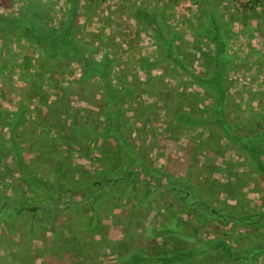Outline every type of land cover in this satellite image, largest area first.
Segmentation results:
<instances>
[{"label": "rangeland", "instance_id": "1", "mask_svg": "<svg viewBox=\"0 0 264 264\" xmlns=\"http://www.w3.org/2000/svg\"><path fill=\"white\" fill-rule=\"evenodd\" d=\"M73 8L78 39L92 45L95 59L103 54L113 59L109 74L118 94L111 100L99 79H81L78 60L47 67L48 61L31 42L0 34V138L7 146V122L21 103L27 118L17 130L18 145L28 165L48 184L67 187L98 167L119 165L123 171L136 165L140 179L158 193L143 207L132 192L141 188L119 185L117 193H107L97 202L101 225L90 232L84 195L59 190L57 197L51 196L52 204L63 208L54 230L50 224H37L32 233L30 209L22 212L14 231L1 223L0 264H112L139 245H147L152 255L192 246L193 238L182 245L178 237L148 240L145 235L149 225L167 218L165 205L178 202L165 171L180 182L185 178L194 196L210 207L235 213L257 207L264 211V184L248 170L247 153L225 138L226 124L215 122L220 116H212L216 106L222 107L235 135L257 140L264 163V0H0V16L32 17L49 26L67 19ZM147 16L173 37L172 47L181 52L184 67L163 54L164 45L152 38ZM213 26L221 30L226 52L233 57L224 73L220 105L202 80L215 69L217 45L205 36L209 28L203 36L198 30ZM113 109L121 113L123 145L106 132ZM181 112L203 123H182ZM130 149L135 154L122 163L120 151ZM20 175L9 152L0 149V196L9 199L17 185L39 204L38 193ZM76 199L78 207L71 205ZM176 203L173 210L186 231L213 235L212 227H203L201 207L187 211ZM41 213L37 211L36 219H53ZM225 227L231 231V246L247 245L233 237L242 235V226ZM247 235L260 246L264 228ZM240 262L264 264V255Z\"/></svg>", "mask_w": 264, "mask_h": 264}, {"label": "trees", "instance_id": "2", "mask_svg": "<svg viewBox=\"0 0 264 264\" xmlns=\"http://www.w3.org/2000/svg\"><path fill=\"white\" fill-rule=\"evenodd\" d=\"M69 14L67 19L55 26H49L48 24L43 25L41 22L37 23V20L32 17L27 19L22 16L14 15L0 16L2 20V23L0 22V34H14L18 39L31 42L39 49L42 57L48 61L46 64L47 67H53L63 60L66 62L71 61V59L78 60L83 72L80 78L95 77L99 79L110 93L111 100H113L116 94H118L114 90V85L109 74L114 62L113 59L105 54L98 60L93 57L92 45L81 42L77 37L75 28L77 20L76 8H73ZM146 19L148 24L152 26V38L154 41L164 45L163 54H165L166 57L172 58L179 66H183L184 62L181 61L182 58L180 57L181 52L179 53L172 47L173 37L165 35L156 24L154 26L155 20H153V18L147 16ZM207 28H209L210 33L205 35ZM198 33L201 36L205 35L210 38L217 45L216 54L214 56L215 69L204 75V79L202 80L207 86L205 87L209 89L214 96V100H216L218 105L225 87L224 73L232 63L233 57L226 52L227 40L217 26L201 28L198 30ZM144 63H146V61ZM111 108H113V103L111 104L110 102V109ZM221 108L222 107L216 106L213 110V117L220 116L215 122L218 123L219 120L221 123L226 124V127L222 130L225 138L247 153L246 163L248 170L257 177L258 181L264 184V163L261 159V149L257 144V140H254L253 136L238 137L235 135V133H233L234 129L226 123L225 118L222 116L223 112ZM11 112V118L7 122L8 145L6 146L4 141L0 138V149L9 152V155L15 161L21 172V178L23 176V178L33 186V190L38 193L37 198H39L38 200L40 203L34 205L32 193H23L17 185L14 186L11 195H9V199L6 200L3 198L4 195L0 196V225L2 222H5L8 227L14 231L17 228L16 223L19 221L22 212L30 209L29 228L32 233L37 224H50V227L54 230L57 215L63 208H61L62 205H58V203L52 204L54 199H52L51 196L54 195L57 197L59 195V190L67 188L77 192L80 191L81 193L79 192V194L84 195L86 199L84 204L90 212L89 230L93 232L101 225L97 202L107 193H117L119 185L132 190L141 188L138 193L135 191L132 192L137 194L135 198L138 204L143 207L146 202L151 200L154 194L158 193L153 185L144 183L142 179H140L138 166L136 165H130V169L127 167L123 171L119 169V165L114 169H108L110 167H98L94 174L84 178H75L67 187H62L59 183L48 184L45 178H42L36 173L37 170L28 165L18 145L19 139L17 130L21 123L27 118L26 107L20 103L19 105H15ZM111 112L113 119L107 121L106 132L108 134L112 132L110 136L117 139L118 142L123 145L125 140L122 139L124 131L122 130L123 121L121 113L115 109L111 110ZM212 116L211 118H213ZM178 119L182 123L189 125H200L203 123L200 121V117L189 116L187 113L182 112L178 116ZM107 133H105V135H108ZM134 154L135 153L130 149L129 151H120L119 156L122 159V163L123 161L126 163L130 162L129 159ZM58 166H61L60 163H58ZM163 175L167 178L166 183L169 185V188L176 192L174 200L177 199L178 202H173L178 206L176 208L179 209L181 207L187 211H192L197 209V207H201V209H203V227H212L213 235L207 238L206 236L200 235L198 232L186 231L180 224L177 213L173 210V203H168L164 207L165 212L168 213L167 218L163 219L164 221L159 224L149 225L146 228L145 235L147 239L152 240L151 238H154V236L161 235L169 239L178 237V243L184 245V240L193 238V245L190 247L186 245L187 248L179 247L170 254L161 255H152L148 252L147 245H139L136 249L120 256L119 259L112 264H239L241 263L240 260L243 258L247 259L249 263L254 260L255 257L264 255V239H262L260 246H256L251 243V237L247 235L251 230L264 228V211H261L257 207L247 212L235 213L226 209L219 210L210 207L205 200L197 199L194 196L193 188L185 181V178L180 182V180L176 179L169 171L163 172ZM57 180H59V177H57ZM11 183L15 184V182ZM183 183L184 185H182ZM183 186L185 188H183ZM71 196V198H73V195ZM188 196H192L191 202L187 201ZM49 201H51V203H49ZM72 204H74V207H78V199L74 200L71 205ZM38 210H41V214L52 216L53 219L51 218L50 222L44 221V217L36 219ZM231 223L243 227V231L241 232L242 235L234 234L233 237L236 242L239 241V238L242 241L246 240L248 242L246 246L238 248V242L235 243L234 246L229 244L228 238H232L231 231L229 232V229L225 226ZM222 258L223 261H221Z\"/></svg>", "mask_w": 264, "mask_h": 264}]
</instances>
